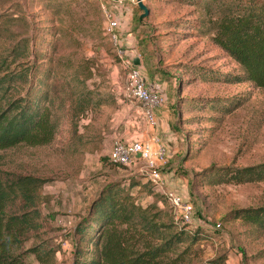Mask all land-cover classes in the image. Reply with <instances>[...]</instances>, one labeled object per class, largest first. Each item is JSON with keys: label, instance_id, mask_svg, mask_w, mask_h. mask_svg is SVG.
<instances>
[{"label": "rangeland", "instance_id": "obj_1", "mask_svg": "<svg viewBox=\"0 0 264 264\" xmlns=\"http://www.w3.org/2000/svg\"><path fill=\"white\" fill-rule=\"evenodd\" d=\"M143 2L149 13L142 19L138 6L128 7L136 20L131 32L139 43L134 54L125 48V58L134 66L139 54L143 66L134 68L150 78L158 73L163 80H171L177 91L171 128L180 139L174 164L162 171L168 187L192 203L193 222L204 235L190 246L184 264H206L220 256L225 257V264H264V232L242 219L225 218L234 209L264 206V181L235 184L217 182L216 175H208L218 168L264 162V90L246 81L203 80L187 71V66H199L223 74L242 73L212 43L207 29L198 27L204 19L200 6L187 0ZM103 3L0 0V51L7 52L27 39L34 55L26 62L49 65L52 70V110L59 116L55 138L47 145L20 144L0 150V176L47 178L39 190L46 222L42 237L57 249L54 264H72L73 228L100 188L114 178L110 173L115 174L117 165L107 157L113 141L156 134L129 96L131 68L125 66L119 49L105 33ZM106 6L110 9L111 2ZM80 91L82 95L89 92L93 99L85 111L77 110L73 116ZM98 98L103 103H96ZM185 98L213 100L214 104L219 99V105L226 103L227 111L210 104L191 108L189 102H182ZM172 169L175 178L167 175ZM147 189L151 193L140 186L131 189L137 203H156L171 212L164 196L150 185ZM70 218L75 220L73 227L60 224ZM25 260L38 264L32 254Z\"/></svg>", "mask_w": 264, "mask_h": 264}, {"label": "trees", "instance_id": "obj_2", "mask_svg": "<svg viewBox=\"0 0 264 264\" xmlns=\"http://www.w3.org/2000/svg\"><path fill=\"white\" fill-rule=\"evenodd\" d=\"M187 1L201 7L204 19L198 27L207 29L212 43L233 59L242 73L223 74L199 66H187V71L203 80L246 81L264 90V0ZM32 55L27 39L19 40L7 52L0 51V150L20 144L47 145L55 138L59 116L52 110V70L49 65L27 63ZM92 99V94L80 91L72 115L85 111ZM183 101L191 108L210 104L227 111L226 103L219 105V99L217 105L201 98ZM96 103L103 101L98 98ZM208 175H216L217 182H260L264 181V162L218 168ZM144 178H110L100 188L73 228L72 264H184L190 246L204 236L203 231L199 226L181 224L156 203H137L133 187L151 193L149 183L141 182ZM47 181L31 174L0 176V264H27L28 254L34 255L38 264H54L57 249L42 237L46 222L39 190ZM228 216L264 232V206L234 209L225 218ZM206 264H225V257Z\"/></svg>", "mask_w": 264, "mask_h": 264}, {"label": "built area", "instance_id": "obj_3", "mask_svg": "<svg viewBox=\"0 0 264 264\" xmlns=\"http://www.w3.org/2000/svg\"><path fill=\"white\" fill-rule=\"evenodd\" d=\"M103 16L105 19V33L111 42L119 49V55L123 59L125 66L130 69V81L127 91L129 96L140 106L142 115L147 124L156 126V109L164 105L165 100L162 94L152 91L146 86V77L134 68L131 60H126L127 52L121 45L120 34L117 30V15L124 12V8L137 6V0H102ZM111 2L115 8L109 9L106 5ZM139 58V54L137 56ZM168 148L160 140L157 134L149 138L134 139L132 141H113L107 154L109 162L117 166L136 165L140 168L141 175L154 192L164 196L171 212L176 220L181 224H186L191 228H196L193 222L194 208L191 202L185 197L177 194L168 187L165 174L162 169L168 162ZM75 220L66 219L60 222L61 225L73 227ZM221 224L217 222L215 228L219 230Z\"/></svg>", "mask_w": 264, "mask_h": 264}, {"label": "crops", "instance_id": "obj_4", "mask_svg": "<svg viewBox=\"0 0 264 264\" xmlns=\"http://www.w3.org/2000/svg\"><path fill=\"white\" fill-rule=\"evenodd\" d=\"M115 8V5L111 6V10ZM130 10L127 7L124 8V12L117 15L118 27L117 30L120 34L121 44L124 48H127V52L130 54H134L137 51L138 47V39H136L137 35L134 32H131L136 24V20H134L132 13L129 12ZM141 13L138 12V16ZM141 21V20H140ZM141 38V37H140ZM143 59L139 58V67L143 66ZM138 67V68H139ZM145 72V70H144ZM147 74L144 73L146 77V86L152 90L157 91L164 97L165 103L160 108L156 109V126L155 132L160 137L163 144L170 149V154L168 155V162L165 164L164 167L167 165L171 167L174 164V157L177 153L176 148L178 147V141L180 136L174 132L171 128L173 123V115L175 111V102H176V90H174V83L170 81H166L162 79V76L158 73L154 74V77L150 78L146 76ZM163 167V168H164ZM105 171H109V167H104ZM115 174L110 173V176L117 177H127V176H138L141 174L140 168L136 165L127 166V167H115ZM114 171V170H113ZM167 175L175 178L176 174L174 173V169L167 172ZM102 182L106 181V178L101 180ZM146 182V178L142 180ZM77 190V188H75ZM99 189V188H98ZM150 198L148 195L146 199ZM143 204V202H141ZM79 218V217H78Z\"/></svg>", "mask_w": 264, "mask_h": 264}, {"label": "water", "instance_id": "obj_5", "mask_svg": "<svg viewBox=\"0 0 264 264\" xmlns=\"http://www.w3.org/2000/svg\"><path fill=\"white\" fill-rule=\"evenodd\" d=\"M137 6L140 10L143 11V13L140 15V18L146 17L149 13V10H148V7L144 4L143 0H137ZM133 64H134V66L139 65V58L138 57L134 58Z\"/></svg>", "mask_w": 264, "mask_h": 264}]
</instances>
